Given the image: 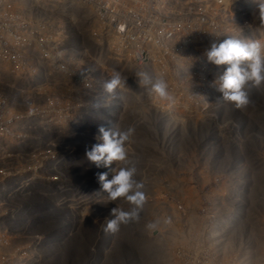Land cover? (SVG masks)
<instances>
[{"label":"rangeland","instance_id":"1","mask_svg":"<svg viewBox=\"0 0 264 264\" xmlns=\"http://www.w3.org/2000/svg\"><path fill=\"white\" fill-rule=\"evenodd\" d=\"M172 1L169 21L160 22L147 9L132 14L134 35L123 42L124 56L116 58V66L123 71V91L130 94L133 89L129 84L141 67L137 52L145 50V44L155 43L167 56L160 77L171 100L161 99L142 81L140 84L146 85L144 102L140 97L137 101L124 97L127 104L121 107L112 102L118 101L116 96L122 89L111 94L103 86L102 91L93 89L95 97H103L110 102L109 107L122 111L116 118L121 131L133 130L125 143L128 160L97 168L85 155L86 149L101 141L91 132L72 138L53 135L50 148L29 152L25 170L35 214L29 212V204L26 215L18 212L17 224L31 228L44 221L33 241L43 252L48 248L44 255L54 264H264V84L250 83L246 88L248 104L236 108L225 102L219 91L227 65H214L207 58L213 43L228 38L264 44V17L259 10L264 0ZM12 44L17 47L19 42ZM10 53L0 43V82L10 81L14 94L24 98L23 92L33 90L28 83L35 81L34 74L26 71L18 55L9 62ZM32 55L28 61L36 65L38 59ZM100 65L113 74L119 72L103 58ZM147 76L153 83L157 80ZM22 78L28 81L22 83ZM92 106L96 118L106 120V110L101 112L95 103ZM30 123L34 132L39 131V122ZM5 124L0 123V130ZM215 128L220 130V138H215ZM78 137L82 143L76 148L78 152L64 156H69L70 165L55 166L60 161L57 147ZM29 138L39 141L35 133ZM168 157L174 161L168 162ZM124 166L136 168L134 179L143 184L146 200L137 218L109 233L105 227L113 219L112 209L130 211L132 206L124 198L110 201L94 172L107 169L111 179L112 169ZM47 170L61 173L56 179L67 178L71 189L58 184L51 190L47 183L55 175H47ZM23 172L21 160H13L11 175L18 177ZM40 195L50 201H37ZM11 210L8 216H12ZM60 223L65 233L57 234ZM149 224L157 226L149 228ZM47 225L50 232L42 229ZM54 234L58 242L51 250L43 243ZM8 237L0 235V241ZM33 252L6 251L0 244V264H11V260Z\"/></svg>","mask_w":264,"mask_h":264},{"label":"built area","instance_id":"2","mask_svg":"<svg viewBox=\"0 0 264 264\" xmlns=\"http://www.w3.org/2000/svg\"><path fill=\"white\" fill-rule=\"evenodd\" d=\"M172 2V0H0V43L2 47L12 51L7 60L11 62L13 55H18L26 71L33 73L35 78V81L28 83V85L32 83L30 85L32 92L21 94L24 98H18L14 94L10 81L0 82V123H6L5 128L0 130V166L2 167L0 235H9L8 240L0 241V244L6 251L34 250L25 258L18 257L11 260V264L55 263L48 261L44 255L48 252V248L43 252V248L39 247L40 244L33 241L34 234L38 233L37 227L41 228L40 225L44 224V221H41L37 227L31 228L17 224L18 212L21 211L22 215H26L29 204V212L33 213L30 203L32 200L30 183L25 170L29 152L50 148L54 144L53 142L52 145L36 147L37 142L29 140L30 122L57 124L61 133L62 130L67 133L63 136L66 138H72L82 130L89 132L84 122L92 115V97H95L93 89L102 91L105 82L113 75L109 69L101 67L100 59L103 58L110 65L116 66V58L124 56L123 42L134 35L131 17L135 11L147 9L148 14L155 16L160 22H165L171 19L168 9L172 6ZM12 42L19 44L16 47ZM32 46L36 49L32 50ZM30 50L33 51V55ZM31 55L39 57L36 65L33 61H28ZM95 56L96 59L93 58ZM137 58L141 67L137 69L133 81L129 84L133 92L125 93L123 91L125 83H123L119 88L122 92L116 96L118 101L112 102L117 106H122L120 102L123 100L122 96L129 101H137L140 97L144 102L143 87L151 84L141 85L140 73L161 79L160 74L163 72L167 56L155 43L145 44V50H138ZM145 58L149 59L148 64L144 63ZM117 69L119 73H123L119 67ZM46 75V82L39 80V77ZM50 75H53V79ZM34 88H37V92ZM95 98L105 101L101 96ZM80 120L83 122L78 125L75 134L76 123ZM17 125L21 127L18 128ZM41 126L43 129H48L42 124ZM77 146L74 139L68 144H60L56 149L60 161L54 165L59 168L65 166L66 158L61 155L75 154L78 152ZM83 147L88 148L86 145ZM15 159L21 160L24 167L23 175L18 177L11 175ZM67 159L70 164L69 156ZM47 172V175H55L47 183L51 190L58 184H63L68 190L71 189L72 184L67 178L56 179L61 173L49 170ZM40 196L41 199L38 197L37 201L49 199L47 196ZM10 209H13L12 216H8ZM60 226L61 223L56 226V233L60 231ZM48 228V225L42 227L45 229L43 231L50 232L51 229ZM18 256L22 254L18 253Z\"/></svg>","mask_w":264,"mask_h":264},{"label":"clouds","instance_id":"3","mask_svg":"<svg viewBox=\"0 0 264 264\" xmlns=\"http://www.w3.org/2000/svg\"><path fill=\"white\" fill-rule=\"evenodd\" d=\"M261 16L264 17V3L259 5ZM208 61L217 66L227 65L220 77L219 91L225 102L233 104L236 108L245 107L248 102L247 86L264 84V44L259 41H242L228 38L220 43H213L207 52ZM142 82L152 85V91L161 99L171 100L167 91V84L162 79L154 83L145 73H140ZM123 86V80L119 72L105 82L104 89L107 93H114ZM132 129L121 131L118 128H99L102 143L94 144L86 149L85 155L97 168L103 166L109 168L113 162L124 163L128 160L125 143L129 140ZM112 177L108 173H97L98 182L102 190L107 193L110 201L124 198L131 206L130 211L120 208L112 209L113 219L108 220L105 231L115 233L122 224L130 219L137 218L139 211L145 204V194L142 191L143 184L138 183L134 176V166H124L112 169ZM156 224H149V228H155Z\"/></svg>","mask_w":264,"mask_h":264},{"label":"bare ground","instance_id":"4","mask_svg":"<svg viewBox=\"0 0 264 264\" xmlns=\"http://www.w3.org/2000/svg\"><path fill=\"white\" fill-rule=\"evenodd\" d=\"M223 31V30H222ZM262 43V42H261ZM264 43V42H263ZM97 55H99V53L97 54ZM35 58H38L39 59V57H35ZM130 59V58H129ZM127 64V63H126ZM100 69L98 70V72L100 73ZM50 77L53 79V75H50ZM21 81H22V83H24V81H28V78H22V79H20ZM39 80H41V81H43V82H46V80H47V75L45 76V77H42V78H40L39 77ZM5 83H7V81L5 82ZM4 83V84H5ZM99 87V86H98ZM93 98V103H95V104H97V105H99L100 107H99V109H100V111L102 112V110H106V120H98L97 118H96V116H95V114H97V112L95 111L94 113L92 112V115H90V117L84 122V124H85V127H86V129H89V133L91 132V136L93 137V135H95L96 136V138H100V133H99V128H95L94 126H100V127H104V128H119V126L117 125V121H118V119H116L117 117H118V115H120L121 114V112H120V110H119V107L118 108H116V107H109L108 105H109V103L108 102H105V101H102V100H99V99H97V98H95V97H92ZM122 98H123V100H121L120 102H121V104H122V106H125L126 104H127V101L124 99V96H122ZM121 107V106H120ZM146 118H144V120H145ZM115 121V122H114ZM143 121V120H142ZM83 121L82 120H80V121H78L77 123H76V131H75V134L77 133V131H78V125L80 124V123H82ZM41 124L43 125V126H45V127H47L48 129H43V127L41 126ZM39 126V131H37V132H34V124H31L30 123V125H29V127H28V134H31V133H35V135H37L38 136V138H37V140H39V141H36L37 143V145H36V147H42V146H44V145H52V143L54 142V140H53V135H55V136H60L61 134H62V137L63 136H66L65 134H67V133H65L63 130H62V133H61V131H60V129L57 127V124L55 125V124H53V123H41ZM216 129V128H215ZM43 130V131H42ZM67 130V129H66ZM95 130H97V133H94V131ZM119 130H121V127L119 128ZM42 131V132H41ZM218 131H220L219 129H216V135H215V138H220V137H218V135H220V133H218ZM84 132L85 131H83L82 130V132H79V134H77V136H80V137H82L83 136V134H84ZM80 137H78V138H74V141L78 144V145H82V143H81V141H80ZM89 137V136H88ZM30 140V139H29ZM30 141H32V140H30ZM89 141H91V140H89ZM92 142V141H91ZM101 141H97V143H100ZM87 143V142H86ZM230 143H232L233 145H234V143L232 142V141H230ZM235 146H236V144H235ZM91 147H92V145H91ZM69 153H65V154H62L61 155V157L63 156H65V155H68ZM238 156H239V154H238ZM175 157V156H174ZM169 159H168V162H171V160H173L172 159V157L170 158V157H168ZM177 159V158H176ZM153 160V159H152ZM174 161V160H173ZM62 162V161H61ZM158 163H159V161H158ZM162 163H164V164H166L165 163V161H163ZM161 163V164H162ZM64 164H66V165H70L69 164V161H68V159H66V161H65V163ZM179 166H180V164H183V163H181V162H178L177 163ZM160 165V164H159ZM164 166V165H163ZM100 168H104L103 166H101ZM95 172H98V170L96 169V171ZM94 172V174L97 176V174ZM105 172H107V169H106V171ZM62 177V176H61ZM145 177V176H144ZM108 178H109V171H108ZM145 179V178H144ZM98 180V179H97ZM146 182H147V180H146ZM246 185V184H245ZM83 186V185H82ZM176 187H177V185H176ZM41 197V196H40ZM48 201H50V199H44V200H42V202H43V204L44 203H46V202H48ZM95 203H96V201H95ZM187 203V202H186ZM185 203V204H186ZM109 204V203H108ZM159 204V203H158ZM183 205V204H182ZM85 208V207H84ZM188 208V207H187ZM38 209V208H37ZM36 209V210H37ZM170 210V209H169ZM38 211V210H37ZM36 211V212H37ZM192 213V212H191ZM230 213V212H229ZM32 214H35V212L33 211V213ZM28 215V214H27ZM190 216H192V215H190ZM29 218H30V215H29ZM240 218V217H239ZM233 219V218H232ZM186 220V219H185ZM189 220V219H188ZM221 222V221H220ZM25 223V222H24ZM198 223V222H197ZM186 224V223H185ZM188 225V224H187ZM200 226V225H199ZM27 228V227H26ZM59 230H60V232L61 233H65V230L63 229H60L59 228ZM188 230H189V228H188ZM190 230H191V228H190ZM213 230H215L214 228H213ZM193 231V230H192ZM59 231L57 232V234H59L60 233ZM186 232H188V231H186ZM190 232V231H189ZM200 232V231H199ZM212 232V231H211ZM187 235V234H186ZM185 235V236H186ZM57 235H53V239H52V237H50V240L48 241L49 242V248L51 249V250H53L54 248H55V246H56V244H57V242H58V238L56 237ZM195 237V236H194ZM196 238V237H195ZM198 238H200V237H198ZM195 243V242H194ZM202 243V242H201ZM193 244V243H192ZM232 244V243H231ZM257 245V244H256ZM189 246V245H188ZM196 246V245H195ZM258 246V245H257ZM224 249V248H223ZM31 250H33V249H31ZM224 252V251H223ZM230 256V255H229ZM229 256H227V257H229ZM228 260V259H227ZM61 262V261H60ZM91 262V261H90Z\"/></svg>","mask_w":264,"mask_h":264}]
</instances>
